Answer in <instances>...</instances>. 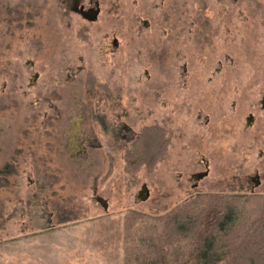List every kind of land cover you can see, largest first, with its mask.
<instances>
[{"label": "rangeland", "instance_id": "obj_1", "mask_svg": "<svg viewBox=\"0 0 264 264\" xmlns=\"http://www.w3.org/2000/svg\"><path fill=\"white\" fill-rule=\"evenodd\" d=\"M182 1L172 0L174 15H180ZM203 3L209 19L220 22L216 55L226 77L212 85H226L227 91L216 96L219 102L206 83L207 98L202 100L196 90L197 61H191L189 89L180 92L175 73L182 62L147 58V49L138 45L133 29L139 9L129 0L123 5V30H117L126 47L122 65H117L119 58L103 59L95 47V40L102 38L97 30L109 35L115 31L112 13L94 26L93 45L76 37L75 24L68 27L57 0H0V264H126L123 218L129 211L160 217L197 195L264 197V113L256 109L264 94V0ZM6 5L13 10L11 38L5 34ZM27 12L31 17L21 19ZM79 55L91 66L90 88L73 82L64 70L79 65ZM224 55L232 63L223 60ZM29 61L34 63L32 70L27 69ZM203 66L204 81L217 68L216 60L207 58ZM144 70L150 81L145 80ZM35 72L38 79L28 88ZM170 78L173 87L166 91ZM102 83L114 90L121 86L124 120L136 135L153 124L158 130L165 128L166 152L153 168L127 171L125 154L134 148L127 141L106 143L97 134L109 150L92 152L87 158L65 146L67 123L78 121L80 111L99 116L104 112L109 120L120 111L111 104L105 108L118 94L106 93ZM198 111L210 116L208 126L197 120ZM247 112L255 114L256 124L243 132ZM85 127L90 130L89 120ZM10 156L12 166L6 171ZM201 158L209 161L210 175L191 190L188 177L201 170ZM256 170L262 183L250 194L245 183L234 178L243 179ZM143 185L149 194L141 202L138 194ZM95 196L106 201V210Z\"/></svg>", "mask_w": 264, "mask_h": 264}, {"label": "flooded vegetation", "instance_id": "obj_2", "mask_svg": "<svg viewBox=\"0 0 264 264\" xmlns=\"http://www.w3.org/2000/svg\"><path fill=\"white\" fill-rule=\"evenodd\" d=\"M124 1L126 0H114L111 2L110 7L105 6L107 0H57L59 7L63 9L64 17L67 19L68 27L71 26L70 23L75 24V35L79 40L83 41H92L94 45V39L92 38V31L95 25L100 23L105 16H108L110 13L115 15L116 17V29L112 31L109 35L106 32L96 31L97 34L102 36L101 39L95 40V47L97 51L101 54L100 57L103 59H107L108 57L112 60L117 59V65L124 63V55L126 54L124 51L126 50L123 40L121 36H118L117 30H123L125 13L123 9ZM132 3V6L136 9L135 16L133 17L135 20V26L133 29L136 31L135 37L136 40L139 41V46H143L147 51L145 54L148 55V59L156 61L158 59L161 60H178L182 63L178 65L176 77L179 82L177 91H187L190 87L188 84V78H190L193 73L191 70L192 65L191 61H197L196 73L199 74L200 83L197 85L198 91H200L202 100L207 98L206 93L204 92L205 83L208 85V88H211L210 93H215V101L219 102L216 99V96L221 92L227 91L226 85H221L220 87H215L212 85L213 82L218 78H225V74L223 69L221 68L220 57L216 53L218 48V33L220 22L210 20L209 16L206 15L207 9L206 5H204V0H183L182 5L180 7V15L175 14L172 10V0H151V2L146 3V0H129ZM4 22L6 25L5 34L8 35V38L12 36V19H13V10L11 5H6L3 10ZM177 15V16H176ZM31 16L28 12L21 15L22 18H30ZM17 19V18H16ZM72 27V26H71ZM147 33V37H143L144 34ZM7 37V36H6ZM143 38L147 39L143 41ZM128 46L130 43L127 44ZM217 45V46H216ZM127 50H129L127 48ZM142 49L139 48L138 53L142 54ZM205 51L208 52V55H205ZM218 56H217V55ZM207 56V57H206ZM211 58L216 60L217 68H214L209 72L206 76L205 80L203 73V62L205 59ZM223 60H227L232 63V58L228 55H224L222 57ZM79 65L66 67L67 77L70 78L73 82L80 81L83 82L85 88L92 87L91 79L93 77L91 66L84 62L83 56H78ZM34 63L32 61L27 62V69H34ZM145 80L150 81L151 76L148 74L147 70H144ZM38 73L35 72L31 75V79L28 84V88L32 87V85L38 79ZM83 75L85 78L82 80L80 77ZM171 77V75L169 76ZM168 77V79H169ZM167 79V80H168ZM230 80V79H229ZM231 87L235 88L234 76L231 78ZM167 88L166 91H171L173 87L171 78L166 81ZM100 88H104L106 93L116 92L117 99L108 101L105 103V108L109 107V104L115 106L120 109L117 112L115 118H111L109 120L107 116L104 114L93 115V113L80 111L78 121L71 120V116L67 118V120H71V122L67 123V128L65 129L68 132L65 137H63L67 143L66 147L68 149L73 148L75 150L76 155L79 157H89L90 154L95 151H108L109 148L103 145L98 138L97 134L101 137H104L106 143L107 141L115 142L127 141L128 143H133L138 140L140 133L136 135L132 128L128 126L124 120V106L121 100V86H117L115 90L113 88H109V86L105 84H101ZM154 94L157 93V85H154ZM6 85H4L3 91H5ZM91 90V89H88ZM219 98V96H218ZM212 102V101H211ZM83 104L82 102H77L75 104ZM214 103V101H213ZM90 107L93 104L92 101H89ZM166 104V103H165ZM231 109L233 114L236 112V102L232 101ZM84 107H79V109H83ZM104 108V109H105ZM256 109L264 113V94L261 96L260 100L257 102ZM44 118V117H43ZM58 116L56 117V119ZM197 120H203V123L208 126L211 123V119L209 115L203 114L202 111H198ZM87 120H89L90 130H87L85 125ZM42 124V123H41ZM256 124V116L253 112H247L244 116V122L242 131L245 132L247 130H251L254 128ZM151 127H156L155 124L151 125ZM232 127L228 128L231 132ZM53 129V127H52ZM54 130H58L55 126ZM165 130V128H164ZM164 130L161 128V131L164 133ZM64 131V130H63ZM64 135V132L62 133ZM61 134V135H62ZM58 133V136H61ZM58 138V137H57ZM164 139L167 140V138ZM2 143L0 142V153L2 152ZM7 153V151H5ZM11 155V154H9ZM8 155V156H9ZM259 156L262 158L263 153L260 152ZM91 165V164H89ZM198 165L201 166V170L190 174L188 177V182L190 183L191 190H196L199 186V183L203 180L207 179L210 175V167L209 161L201 158L198 162ZM12 166V158L10 156L9 160L5 161L4 167L5 170H10ZM236 182L241 184L242 181L245 183L247 189H249V193L253 194L255 189L260 186L262 183L261 177L256 170L252 175H248L243 179L236 177ZM93 194H96V191H93ZM99 196H95L94 200L96 203L100 204L103 207L102 201H100ZM103 200V199H102ZM107 206V204H106ZM49 222L51 220H48Z\"/></svg>", "mask_w": 264, "mask_h": 264}, {"label": "trees", "instance_id": "obj_3", "mask_svg": "<svg viewBox=\"0 0 264 264\" xmlns=\"http://www.w3.org/2000/svg\"><path fill=\"white\" fill-rule=\"evenodd\" d=\"M125 154L127 171L153 168L166 152L161 129H142ZM126 264H264V197L205 194L164 216L129 211Z\"/></svg>", "mask_w": 264, "mask_h": 264}, {"label": "water", "instance_id": "obj_4", "mask_svg": "<svg viewBox=\"0 0 264 264\" xmlns=\"http://www.w3.org/2000/svg\"><path fill=\"white\" fill-rule=\"evenodd\" d=\"M148 189L145 185H143L141 187V190L139 191V194H138V199L139 201L141 202H144L147 198H148ZM100 201H102L103 203V209L106 210V201L102 200V199H99Z\"/></svg>", "mask_w": 264, "mask_h": 264}]
</instances>
